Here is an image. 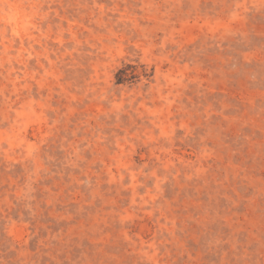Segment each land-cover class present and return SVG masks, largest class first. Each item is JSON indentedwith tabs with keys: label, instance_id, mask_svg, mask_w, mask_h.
<instances>
[{
	"label": "rangeland",
	"instance_id": "1",
	"mask_svg": "<svg viewBox=\"0 0 264 264\" xmlns=\"http://www.w3.org/2000/svg\"><path fill=\"white\" fill-rule=\"evenodd\" d=\"M0 264H264V0H0Z\"/></svg>",
	"mask_w": 264,
	"mask_h": 264
}]
</instances>
